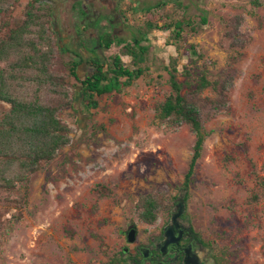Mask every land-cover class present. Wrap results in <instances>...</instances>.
I'll return each mask as SVG.
<instances>
[{
	"label": "rangeland",
	"instance_id": "1",
	"mask_svg": "<svg viewBox=\"0 0 264 264\" xmlns=\"http://www.w3.org/2000/svg\"><path fill=\"white\" fill-rule=\"evenodd\" d=\"M27 1L18 0L15 13ZM161 2L163 6L144 13ZM38 4L50 7L53 39L67 50L53 60L57 72L79 55L76 75L82 80L87 69L83 61L92 51L104 59L119 55L132 68L121 46L137 31L148 35V51L141 76L116 94L102 95L86 111L74 95L75 83L68 81L76 102L73 109H60L57 117L68 127L70 144L30 177L21 205L19 186L11 194L0 191V264H112L123 247L131 250L156 236L168 216L158 212L152 224H142L135 203L147 193L168 200L181 196L193 143L187 126L173 130L153 119L155 102L170 92L162 69L169 57L177 59L178 72L182 65L204 67L209 80L228 66L235 70L226 109L202 123L207 135L187 197L180 202L182 217L207 243V264L220 255L224 264H264V0ZM171 17L188 23L174 46L161 28ZM230 18L239 19L236 40L243 42L234 50L223 37ZM149 20L156 25L144 33L142 24ZM105 33L122 41L98 50V38ZM177 79L183 76L177 74ZM90 133L94 137L89 142L80 141ZM130 224L137 232L127 244L124 233Z\"/></svg>",
	"mask_w": 264,
	"mask_h": 264
},
{
	"label": "trees",
	"instance_id": "2",
	"mask_svg": "<svg viewBox=\"0 0 264 264\" xmlns=\"http://www.w3.org/2000/svg\"><path fill=\"white\" fill-rule=\"evenodd\" d=\"M18 4V0H0V191L11 194L15 190L19 191V186L21 195L18 201L21 205L30 177L41 164L53 160L61 148L70 144L68 127L57 117L60 109H73L76 102L75 97H71L68 81L75 83L74 95L78 97L84 111L95 107L96 99L104 94L120 92L142 75L148 51V35L140 36L137 31L129 42L121 46L130 58L132 68L125 66L119 55L104 59L93 51L88 52L90 56L83 61L87 68L85 77L80 80L76 75V68L82 62L79 55H75L78 61H66L62 72L54 69L56 54L61 49L67 50L62 43L53 39L50 7L39 5L38 0H29L15 13ZM163 5L162 2L156 3L144 9V13L148 14L152 8ZM156 22H144L142 31L147 33L155 27ZM238 25V18H230L223 25V37L228 40L227 47L230 50L243 47V42L236 40L240 36ZM183 26H188L183 19L171 17L162 22L161 28L170 35V45L174 46L181 39ZM98 41V50H106L111 44H120L122 39L105 33L99 36ZM78 47L84 50L80 43ZM162 69L167 75L170 92L155 102L153 119L173 130L182 125L187 126L193 143L179 185L181 196L168 200L147 193L135 203L136 218L145 225L152 224L158 212L171 216L176 207L174 200L183 202L187 197L194 167L207 135L202 123L226 109L235 77V70L230 66L212 80L207 79L208 72L204 67L190 69L182 65L178 72L177 59L173 57L168 58ZM177 74L183 76L181 81L177 79ZM205 92L210 96L204 95ZM41 93L46 99L41 98ZM90 136L80 141L89 142L94 134L90 133ZM260 186L264 191L262 182ZM19 217L18 213L15 219ZM1 223L0 220V227ZM192 234L198 237L196 233ZM198 241L207 246L200 239ZM122 254L120 250L112 264L137 263L135 251L126 258H121ZM213 261L214 264L225 262L221 255L213 256Z\"/></svg>",
	"mask_w": 264,
	"mask_h": 264
},
{
	"label": "flooded vegetation",
	"instance_id": "3",
	"mask_svg": "<svg viewBox=\"0 0 264 264\" xmlns=\"http://www.w3.org/2000/svg\"><path fill=\"white\" fill-rule=\"evenodd\" d=\"M175 206V211L161 226L156 236L150 238L143 246L135 245L131 250L126 248L122 257L126 258L135 251L138 255L136 264H207L205 244L198 241L199 236L194 237L193 231L182 217V212L180 211L176 217L172 218L178 209V203ZM130 227L135 229L136 235V228L131 224L126 226L124 235ZM167 228H171L169 238L164 236ZM165 241H167L166 244Z\"/></svg>",
	"mask_w": 264,
	"mask_h": 264
},
{
	"label": "water",
	"instance_id": "4",
	"mask_svg": "<svg viewBox=\"0 0 264 264\" xmlns=\"http://www.w3.org/2000/svg\"><path fill=\"white\" fill-rule=\"evenodd\" d=\"M180 202H181V201H179L178 206H177L178 209H177V211L175 212V214L173 215L172 218L176 217V216L180 213V211H181V209H182V208H181V203H180ZM164 236H165V238H169V237L171 236V228H167V229L165 230V232H164ZM134 240H135V229L132 228V227H130V228L127 230V232H126V235H125V241H126L127 244H131V243L134 242ZM164 243L166 244L167 241H165ZM122 251L125 252V251H126V248L123 247Z\"/></svg>",
	"mask_w": 264,
	"mask_h": 264
}]
</instances>
